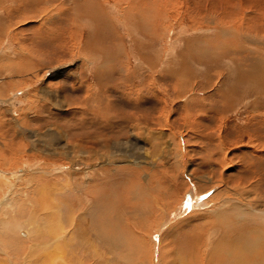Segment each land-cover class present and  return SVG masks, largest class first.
<instances>
[{
  "label": "rangeland",
  "instance_id": "obj_1",
  "mask_svg": "<svg viewBox=\"0 0 264 264\" xmlns=\"http://www.w3.org/2000/svg\"><path fill=\"white\" fill-rule=\"evenodd\" d=\"M38 2L0 0V210L9 212L0 227L27 207L41 208L45 198L34 190L57 181V188L70 185L69 202L79 200L78 184L92 199L104 194L97 215L111 221L110 231L119 228L126 248L135 247L130 264H226L222 249L233 248L232 259L236 247L259 249L246 228L264 223L240 205L264 209V73L248 71L260 62L253 56L264 70V0H157L153 29L151 16L136 14L142 0ZM222 44L238 47L212 59ZM22 167L29 171L18 173ZM191 192L205 202L216 196L203 209L192 203L185 210ZM50 199L45 215L56 205ZM178 207L185 213L172 221ZM128 230L137 232L133 239ZM0 248V264H17L21 251L8 258L1 241ZM252 250L246 258L264 264V253Z\"/></svg>",
  "mask_w": 264,
  "mask_h": 264
},
{
  "label": "bare ground",
  "instance_id": "obj_2",
  "mask_svg": "<svg viewBox=\"0 0 264 264\" xmlns=\"http://www.w3.org/2000/svg\"><path fill=\"white\" fill-rule=\"evenodd\" d=\"M96 4H100L101 0H93ZM105 1V0H103ZM124 1V0H122ZM161 1V0H160ZM171 1V0H170ZM26 2H29L31 4H36L39 3L38 0L34 1V0H25V4ZM118 2V1H117ZM157 3V0H142V3L135 8V11L137 15H142L144 17H146L145 15L147 16H151L150 19L151 20V29H153V24L155 23L156 24V19L155 17L153 18V13L157 11H159V5L157 6L156 5ZM163 3V2H162ZM161 3V4H162ZM168 3V2H166ZM93 4V3H91ZM95 4L92 5V8ZM163 5V4H162ZM90 7V6H88ZM96 6H94L95 8ZM112 7V6H110ZM158 7V9H157ZM162 7V6H161ZM34 8V7H33ZM93 8V9H94ZM98 10L101 11V9L103 8H99V6H97ZM118 8V7H115V9ZM75 9V7L73 8V10ZM112 9V8H111ZM70 10V9H69ZM76 10V9H75ZM85 11V10H84ZM99 11H96L97 13ZM106 14V10H103ZM113 11V9H112ZM118 11V10H117ZM95 12V11H93ZM94 13L95 15L97 13ZM115 12V11H114ZM162 12V11H161ZM245 12V11H243ZM156 13L155 16H156ZM233 14V13H232ZM163 16V15H162ZM206 17V16H205ZM230 17V16H229ZM228 17V18H229ZM233 17V16H231ZM230 17V19H231ZM120 18V17H119ZM158 18V17H157ZM96 19V18H95ZM93 19V20H95ZM140 19V18H139ZM149 19V18H148ZM91 20V19H90ZM98 20H100L98 18ZM145 20V19H144ZM232 20V19H231ZM103 21V20H102ZM101 21V22H102ZM112 21V20H111ZM115 21V20H114ZM150 21V20H149ZM205 21V20H204ZM264 22V21H262ZM113 23V22H112ZM142 23V22H141ZM145 23V21H144ZM143 23V24H144ZM148 23V22H147ZM242 23V22H241ZM99 24V23H98ZM102 23H100L99 26H101ZM114 24V23H113ZM118 24V23H117ZM136 24V23H135ZM138 24V23H137ZM243 24H244V19H243ZM209 25V24H207ZM217 25V24H216ZM254 25V24H253ZM142 26H145L144 25H141ZM149 26V24H148ZM155 26V25H154ZM210 26V25H209ZM263 26V25H262ZM107 27V26H106ZM148 27V29L150 28ZM242 27V26H241ZM111 29V27H108ZM113 28V27H112ZM137 28V27H136ZM144 28V27H143ZM159 28V26L157 27ZM200 28V27H199ZM239 28V27H238ZM261 28V27H260ZM264 28V27H263ZM97 29V28H96ZM139 29V27H138ZM150 29V30H151ZM220 31H221V34H223V36H225L226 34H228L227 30H224L222 28H218ZM250 29H252L250 27ZM258 29V28H257ZM108 30V32L110 31L109 29H106ZM133 30V29H132ZM144 30V29H143ZM146 30H147V27H146ZM256 30V29H255ZM255 30L254 33H255ZM152 31V30H151ZM216 31V30H215ZM231 31V30H230ZM258 31V30H257ZM262 31V30H260ZM143 32V31H141ZM103 33V32H102ZM230 33V32H229ZM258 33V32H257ZM257 33H255V36L252 34V36L256 37L257 36ZM157 34V33H155ZM170 34V33H169ZM168 34V36H170ZM173 34V33H172ZM181 34H184L181 33ZM233 34V32H232ZM235 34V32H234ZM237 34V33H236ZM241 34V33H240ZM239 32H238V35H240ZM167 35V33H166ZM218 35V34H217ZM151 36V34L149 35ZM220 37V35H218ZM236 36V35H235ZM242 36V35H241ZM244 36H242V38L240 39H243ZM166 38V37H165ZM179 38V37H178ZM182 38V37H181ZM169 39V38H168ZM239 39V40H240ZM88 40V39H87ZM114 40V39H113ZM169 40H172V39H169ZM177 40V39H176ZM209 40H212V37L209 38ZM205 41V40H204ZM245 41V40H244ZM243 41V42H244ZM249 41V40H248ZM251 41V40H250ZM107 42V41H106ZM241 42V41H240ZM86 43V42H85ZM88 43V42H87ZM146 43V42H145ZM179 43V42H178ZM120 44V43H119ZM183 44V43H182ZM247 44V43H246ZM255 44V42L253 43ZM87 45V44H86ZM168 46V48H170L172 44V42H169L168 44H166ZM242 45V44H241ZM260 45V44H259ZM264 45V44H263ZM88 46V45H87ZM141 46V45H140ZM156 46V45H155ZM179 46V45H178ZM255 46V45H253ZM257 46V45H256ZM94 47V46H93ZM118 47V46H117ZM173 47V46H172ZM233 47V44H222L219 46L220 50L223 52V53H219L220 55L217 57L216 55H214L212 57L215 58L216 60H220L221 57L224 55L226 57H229L230 55L228 54L229 51H232L231 48ZM238 47V46H237ZM235 46V49L237 48ZM241 48L239 49V51L241 49H243V46H240ZM258 47V46H257ZM92 48V47H91ZM100 48V47H98ZM97 48V49H98ZM249 48V47H248ZM94 49V48H93ZM102 49V48H101ZM99 49V50H101ZM142 49V48H141ZM172 49V48H171ZM234 49V50H235ZM103 50V49H102ZM191 50V49H189ZM124 51V50H123ZM147 51V50H146ZM194 50L192 49L191 50V53H194L193 52ZM236 51V50H235ZM247 52V50H244ZM101 52V51H100ZM99 52V53H100ZM116 52V51H115ZM120 52V51H119ZM118 52V54H119ZM168 52V51H167ZM205 52V51H204ZM226 52V53H224ZM242 52V51H241ZM101 53H105V52H101ZM108 53V52H107ZM218 53V52H217ZM232 53V52H230ZM238 52H234L233 54H237ZM243 53V52H242ZM117 54V55H118ZM245 53H243V56H244ZM251 54V53H250ZM249 54V55H250ZM100 55V54H99ZM107 55V54H106ZM247 56H244L245 58L248 57V54H245ZM252 55V54H251ZM103 56V55H102ZM193 56V55H192ZM105 57V56H104ZM103 57V58H104ZM114 57V56H113ZM194 57V56H193ZM255 58H257L260 62H262V60L259 59V57L257 56H253ZM252 57V59H253ZM244 58V59H245ZM249 58V61H251L250 57ZM254 58V59H255ZM195 60H207L205 57H194ZM242 59V58H241ZM253 59V60H254ZM224 60V59H223ZM232 60H237V57L235 56L234 59ZM231 60V61H232ZM246 60H248L246 58ZM245 60V61H246ZM210 61V60H209ZM241 61V60H240ZM255 61V60H254ZM248 62V61H247ZM260 62H256L254 63L252 61V64H249V69L248 71L250 73L253 74V76L255 75H259L260 73H258V71L264 73V70L262 68H260ZM212 63V62H211ZM230 63V62H229ZM244 63V62H242ZM241 63V64H242ZM233 64V63H231ZM105 66V65H104ZM234 66V65H233ZM241 66V65H240ZM103 66H100L98 67L99 69L102 68ZM104 68V67H103ZM239 68V67H238ZM114 69V68H113ZM138 69V68H137ZM167 69V68H166ZM93 70V69H92ZM110 70V69H109ZM128 70V69H127ZM97 71V70H96ZM111 71H116V70H110L109 73ZM119 72V71H118ZM148 72V71H147ZM88 73V72H87ZM102 69H100V72L99 74H95L96 75V79L99 81L100 79H102V77H100V75H102ZM108 73V72H107ZM151 73V72H150ZM166 74H168L169 76H173V73H171L170 71L168 72H165ZM247 72L248 74V77L251 78L252 77V74H250ZM47 74V73H46ZM45 74V75H46ZM54 74V73H53ZM165 74V75H166ZM109 75V74H108ZM105 76V75H104ZM109 77V76H108ZM136 77V76H135ZM234 77V76H233ZM237 79L239 78V75L237 74ZM261 77V76H260ZM150 78V77H149ZM235 79V78H234ZM247 79V78H245ZM251 80H255V79H251ZM234 81V80H233ZM258 81V80H256ZM250 82V81H249ZM98 83V82H97ZM260 83V82H258ZM88 88V87H87ZM123 92V91H122ZM223 95V94H222ZM233 95V94H232ZM91 96V95H90ZM100 96V95H99ZM101 97V96H100ZM99 97V99H101ZM88 100V99H87ZM90 100V99H89ZM135 100V99H134ZM3 101V99H2ZM1 101V102H2ZM91 101V100H90ZM100 102V101H99ZM132 102V101H131ZM4 103V102H2ZM188 103H190L188 101ZM85 106V105H84ZM98 110V109H97ZM23 112V111H22ZM21 154V153H20ZM16 159V158H15ZM25 166V165H24ZM23 168V167H22ZM17 169V172L20 173V174H23L25 171H27V167L23 168V169ZM64 169V168H63ZM92 170V169H91ZM176 170V169H175ZM3 171V170H2ZM29 171V170H28ZM31 171V170H30ZM14 172V171H13ZM6 172H4L5 174ZM89 173V172H87ZM10 174V173H9ZM3 176L0 175V179H2ZM83 177V176H82ZM14 178V177H13ZM5 179H6V176H5ZM12 178H10L11 180ZM25 179V178H24ZM43 179V178H41ZM47 179H50V178H47ZM82 179V178H81ZM26 180V179H25ZM20 181V180H19ZM24 181V180H23ZM22 181V182H23ZM39 181H40V178H39ZM47 180H45L44 182L41 180L40 183L43 182V184H41L42 186L45 184V183H48L46 182ZM86 181V180H85ZM15 181H11L10 183H12ZM57 182V181H56ZM55 182V185L53 186V188L51 189H43V190H40V191H36L34 190L36 193L39 192L40 195H38L39 197H43L45 198L44 200H42V206L41 208H33V207H27L25 209V212L21 213V214H18V215H12L14 216L12 219V221H5L6 224L1 226L0 227V241H1V245L3 246V249L4 251L6 252V257L8 258H17L18 254H20V251H21V255L19 256V260L17 261V264H130L132 262H129V257L134 258V253L136 252L135 250V247L133 246H129L128 248H126V246L128 245V240L121 234H118L117 232H119V228L115 231H110V228H109V225H110V222L111 221H108L109 219H107V221L103 220L105 214L103 213L101 216L103 217H99L97 215V212L99 211L100 213H102V210H103V207L101 204L105 203L103 202L102 203V197L100 199L101 196H103L104 194L102 193V195L100 197H96L95 194L93 196L94 199L86 196L84 193H83V189H85V186L83 184H78V189H77V192L75 194H77V198H79V200H76L75 198H73L72 200H70V202H76L78 203L79 205H84V207H80L81 208V212L83 210V208H85L84 212L83 213H80V215H77V213L74 212V210L72 209L73 205L69 202V199H71L69 196L65 195V191H68V189L66 188H69L70 185H63L61 184V186H59V188H57L58 185H56L57 183ZM0 183H2V180H0ZM28 183H31L28 181ZM85 183V182H84ZM9 184V183H8ZM7 182L5 183V185H8ZM35 184V183H34ZM37 184V183H36ZM5 185H2V186H5ZM11 185V184H9ZM17 185V184H15ZM222 185V184H221ZM31 186H35L36 185H31ZM37 186H40V185H37ZM73 186V185H72ZM22 187V186H21ZM50 187V186H49ZM8 188V187H7ZM38 188V187H37ZM41 188V187H40ZM46 188V187H45ZM73 188V187H72ZM80 188V190H79ZM2 189V188H1ZM27 189H30V188H27ZM26 189V191H27ZM33 189V188H32ZM6 190V189H5ZM12 190V189H11ZM25 190V189H24ZM187 190V189H186ZM185 190V191H186ZM209 190V189H208ZM14 191V190H13ZM30 191L32 193L33 190L30 189ZM63 191V192H62ZM103 191V190H102ZM185 191H183L185 193ZM23 192V191H22ZM25 192V191H24ZM91 192V191H90ZM199 192V191H198ZM2 193V192H0ZM9 193V191H8ZM16 194V193H14ZM17 194H20V193H17ZM191 196L192 198L189 197V201L187 203V209L185 210H190L191 208V204L192 203H196L194 204V207L197 208L195 210H199V209H203L204 207H206L209 202L213 199V197L215 198L216 196V193L213 194L209 199H208V203L205 202L203 199H201L200 197L196 199V195H194V192L192 193L191 192ZM27 195V194H26ZM71 196H73L72 194H70ZM201 196V195H200ZM9 197V196H8ZM23 199L26 200V196L25 195H22ZM33 197V195H32ZM32 197L31 199H29L28 201H32ZM107 197V196H106ZM106 197H105V200H106ZM130 197V196H129ZM184 197V196H183ZM3 200L4 198L1 197ZM11 198V197H9ZM21 198V197H19ZM50 199L52 198V201L54 200L55 201V204L56 205H53L52 204V213L49 214V215H45L44 213V210H47L49 208H46L51 202H49V204H46L45 202L43 201H46L47 199ZM65 198V200L63 199ZM15 199V198H14ZM92 199V200H91ZM130 199V198H129ZM183 199V198H182ZM22 200V199H21ZM40 200V199H39ZM38 200V201H39ZM51 200V199H50ZM104 200V201H105ZM194 200V201H192ZM2 201V200H1ZM10 201V199L8 200ZM17 201V200H16ZM183 201V200H181ZM180 201V202H181ZM4 202V201H3ZM13 202V201H11ZM21 202V201H20ZM23 202V201H22ZM34 202H36L34 200ZM40 202V201H39ZM107 202V201H106ZM179 202V203H180ZM229 202V201H228ZM227 202V203H228ZM14 203V202H13ZM68 203V205H67ZM185 203V202H184ZM11 204V203H10ZM230 204V203H229ZM9 205V203H8ZM23 206L24 207V204H18L17 202H15L14 204V208L18 207V206ZM28 205V204H27ZM33 205V203L31 204ZM72 205V207H71ZM183 205V204H181ZM245 205V206H244ZM5 206V205H4ZM10 206V205H9ZM66 206H68V209H66ZM69 206H70V209H69ZM184 206V205H183ZM224 206V205H223ZM241 207L240 208H243L245 210L248 209V211L245 213V215L247 217L249 216H253L255 217L256 220H258V222L262 221L264 223V209L263 210H260L259 208H256V207H253L252 204H247L244 203V204H241L240 205ZM26 207V206H25ZM37 207V206H36ZM186 207V206H185ZM222 207V206H220ZM226 207V206H224ZM1 208V207H0ZM77 209L78 206L76 207ZM176 208V207H175ZM3 209V208H2ZM8 209V207H7ZM12 211H14L13 208H11ZM10 209V210H11ZM43 209V210H42ZM76 209V210H77ZM241 209V211L243 210ZM42 210V211H41ZM176 211L173 210L174 214H175V217L176 218H173L172 221H175V220H178L180 218H182V215H180L181 213L180 210L182 212L185 213V211L182 210V208L180 209L179 207L177 209H175ZM220 210V209H219ZM41 211V212H40ZM104 211V210H103ZM4 212L3 210H0V218H4ZM193 212V211H192ZM243 212V211H242ZM13 213V212H12ZM170 213V212H169ZM240 213V211H239ZM5 214H8L9 215V212H5ZM107 214V213H106ZM109 215V213H108ZM150 215V213H149ZM152 215V214H151ZM150 215V216H151ZM185 215V214H184ZM242 215V214H240ZM42 216V217H40ZM11 217V216H10ZM17 219H22V220H19V222H17L16 218ZM106 217V216H105ZM108 217V216H107ZM111 217V216H110ZM83 218V220H88V224H85L83 222H81V219ZM115 218V217H114ZM243 218V217H242ZM116 219V218H115ZM5 220V219H4ZM211 220V219H210ZM260 220V221H259ZM16 222L19 224H16ZM257 222V221H256ZM113 223V222H112ZM121 223V222H120ZM151 223V222H150ZM41 224V226H40ZM163 224V223H162ZM254 224V223H253ZM262 224V223H261ZM18 227H17V226ZM116 225V224H115ZM157 225V224H156ZM21 226V228H19ZM160 226V225H159ZM158 226V227H159ZM258 226V225H257ZM251 225L250 228L247 227L246 228V232H249L250 235L254 234V242H252V246L253 247H258L259 249H256V248H251L249 251H247L248 253H250L251 256H255L254 254V250H258L259 252H263L264 253V225H260L258 226V228ZM157 227V229H158ZM253 227V228H251ZM249 228V229H248ZM156 229V228H155ZM167 229V228H166ZM152 230V229H151ZM158 231V230H157ZM154 232V231H153ZM156 232V231H155ZM128 233L131 235H133L134 237L136 236L134 233H137L135 231H129L128 230ZM158 233V232H157ZM17 234V235H16ZM20 234L22 236H20ZM93 234V235H92ZM128 234V235H129ZM238 234V233H237ZM16 235V236H15ZM26 236L25 237V240L23 239H20V238H24L23 236ZM129 236V239H133V237ZM216 235V234H215ZM140 236V235H139ZM142 236V235H141ZM150 238V237H149ZM126 239V241H125ZM141 239V238H140ZM245 239V238H244ZM232 241H235V240H232ZM246 241H249V240H246ZM151 247L153 244H157V241L156 243L153 242V238H151ZM241 241H237L236 243H239ZM21 243V247H20V244ZM25 243V244H23ZM205 243V242H204ZM211 243V242H210ZM222 243V242H221ZM248 243V242H247ZM246 244V243H245ZM149 246V247H150ZM232 246V245H231ZM251 246V245H250ZM150 247V251L152 250L153 252V247L151 248ZM261 247V249H260ZM209 248V247H208ZM1 249V248H0ZM156 249V248H155ZM233 249V248H231ZM230 248L228 249H222L224 250V253H228V260H226V264H261V261H258V258H260L259 256L256 257V258H253V259H247L246 258V248L243 247V246H240V247H236V249L239 251L240 254H236V258L232 259V251H231ZM125 250L129 251V254L128 256L125 258L123 255H122V252H124ZM210 250V249H209ZM3 251V252H4ZM216 251V250H215ZM235 251V250H234ZM107 252H108V256H107ZM212 252V251H211ZM217 253V252H216ZM4 254V253H3ZM153 255V254H152ZM213 255V254H212ZM262 255V254H260ZM161 256V255H160ZM110 257V258H109ZM144 257V256H143ZM158 257V256H157ZM209 257V256H208ZM213 257V256H212ZM205 259V256L203 257ZM214 258V257H213ZM216 258V257H215ZM214 258V259H215ZM213 259V260H214ZM9 261H11V259H7ZM6 260V261H7ZM192 260V261H191ZM191 260V263L189 264H197V262L192 258ZM14 261V260H13ZM179 261V260H178ZM185 261V260H184ZM205 261V260H204ZM215 261V260H214ZM1 262V261H0ZM126 262V263H125ZM170 264H177V260H173V261H170ZM182 262V261H181ZM13 263V262H12ZM158 262L155 261V264H157ZM211 263V262H210ZM162 264V263H161ZM180 264V262H179ZM208 264V263H207ZM214 264V263H213Z\"/></svg>",
  "mask_w": 264,
  "mask_h": 264
}]
</instances>
